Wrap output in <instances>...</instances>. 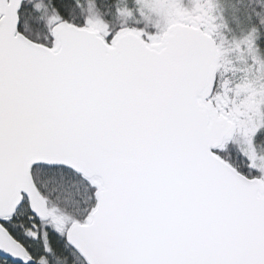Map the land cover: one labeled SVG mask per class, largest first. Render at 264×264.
Listing matches in <instances>:
<instances>
[{"label": "snow or ice", "instance_id": "snow-or-ice-1", "mask_svg": "<svg viewBox=\"0 0 264 264\" xmlns=\"http://www.w3.org/2000/svg\"><path fill=\"white\" fill-rule=\"evenodd\" d=\"M0 264H264V0H0Z\"/></svg>", "mask_w": 264, "mask_h": 264}]
</instances>
